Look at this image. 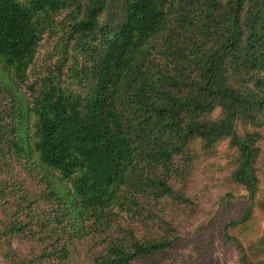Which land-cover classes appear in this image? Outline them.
Here are the masks:
<instances>
[{
	"label": "trees",
	"instance_id": "1",
	"mask_svg": "<svg viewBox=\"0 0 264 264\" xmlns=\"http://www.w3.org/2000/svg\"><path fill=\"white\" fill-rule=\"evenodd\" d=\"M0 257L264 264V0H0Z\"/></svg>",
	"mask_w": 264,
	"mask_h": 264
},
{
	"label": "rangeland",
	"instance_id": "2",
	"mask_svg": "<svg viewBox=\"0 0 264 264\" xmlns=\"http://www.w3.org/2000/svg\"><path fill=\"white\" fill-rule=\"evenodd\" d=\"M61 48L58 44V36L55 34L45 37L36 62L35 69L40 72H47V70L54 66L61 53ZM216 259L222 262L229 261L231 263L238 262V255L236 248L232 244H226L223 241H217L215 249ZM0 264H6L0 257Z\"/></svg>",
	"mask_w": 264,
	"mask_h": 264
},
{
	"label": "clouds",
	"instance_id": "3",
	"mask_svg": "<svg viewBox=\"0 0 264 264\" xmlns=\"http://www.w3.org/2000/svg\"><path fill=\"white\" fill-rule=\"evenodd\" d=\"M217 111H219V109H217Z\"/></svg>",
	"mask_w": 264,
	"mask_h": 264
}]
</instances>
